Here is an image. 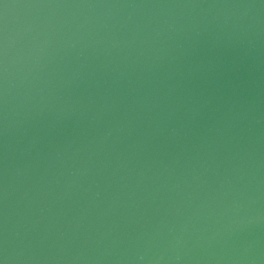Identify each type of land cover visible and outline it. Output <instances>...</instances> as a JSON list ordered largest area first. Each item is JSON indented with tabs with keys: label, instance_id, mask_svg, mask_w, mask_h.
<instances>
[{
	"label": "water",
	"instance_id": "1",
	"mask_svg": "<svg viewBox=\"0 0 264 264\" xmlns=\"http://www.w3.org/2000/svg\"><path fill=\"white\" fill-rule=\"evenodd\" d=\"M0 264H264V0H0Z\"/></svg>",
	"mask_w": 264,
	"mask_h": 264
}]
</instances>
